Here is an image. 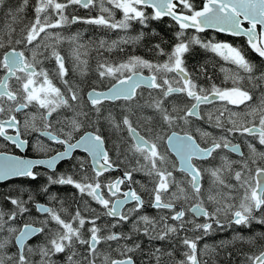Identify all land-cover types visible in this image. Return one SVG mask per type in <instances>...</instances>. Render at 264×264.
Returning a JSON list of instances; mask_svg holds the SVG:
<instances>
[{
  "label": "flooded vegetation",
  "instance_id": "flooded-vegetation-1",
  "mask_svg": "<svg viewBox=\"0 0 264 264\" xmlns=\"http://www.w3.org/2000/svg\"><path fill=\"white\" fill-rule=\"evenodd\" d=\"M54 1L65 8V23L51 26L56 35L51 40L35 41L44 47L37 49L33 42L25 43L24 33L32 23L17 39L8 37L7 16L15 13L19 3L18 9L23 4L21 12H26L29 2L0 0V84L8 76L9 92V95H0V152L33 160L66 155L55 165L36 164L32 174L0 183L5 185L26 178L35 181L30 184L34 188L28 198L32 208L28 201L9 197L0 205L3 235H9L4 242L2 261L40 264L45 258L47 264H52L56 245L52 246L51 242L56 235L70 233L76 235L69 243L71 249H67L65 242L61 251L64 255L73 253L75 241L84 236L89 244V252L82 259L85 262L91 253L100 256L97 259L100 264H113L128 257L135 264H195V259L198 264H214L210 258L212 244L207 247L208 234L213 240L228 230L231 235L227 237L232 242L246 240L244 236L249 232L257 235L251 242L254 248L238 250L243 253L240 264H264L260 260L264 253V230L258 229L259 226L264 229V56L251 47L245 35L209 30L224 37V41L212 40L210 45H220L226 53L228 47L236 49L251 66L253 60L259 59V69L239 73L224 71L222 57L210 49L222 69L220 75L208 74L210 79L200 73L192 75L185 66V58L177 68L187 76L178 73L176 68L177 79L172 83L147 68L123 74L117 71L110 76L107 70L122 65V59L148 62L142 56L127 55L126 49L136 44L132 37L136 34L135 22L121 30L104 23V11L95 0H85L87 4L83 0ZM197 1H203V6L191 0H177V11L194 14L206 4L204 0ZM40 2L34 0L32 20L40 14ZM137 6L146 8L138 3ZM114 11L118 16L116 8ZM243 25L251 29V22ZM255 29L264 49V31L259 24ZM184 30L196 31L197 35L203 33L196 29ZM123 32L126 37L121 41ZM7 41L13 43L6 45ZM184 41L189 46L192 44L190 40ZM242 43L247 45L251 58L241 50ZM192 45L200 46L196 42ZM10 51L22 55V59L18 54L9 59L13 68L6 61ZM135 72L154 76L155 86H140L130 99L96 98V93L110 89L121 78ZM142 91H158L165 100L157 106L164 112L160 120L153 119L154 105L149 104L146 136L129 121L121 119L123 103H131ZM214 94L217 98L209 99ZM133 128L150 146L137 145L131 132ZM174 132L192 137L201 149L191 158L201 174L199 189L194 187L193 178L180 169L178 158L169 148L168 138ZM85 136H89L90 142L78 147L77 143ZM97 140L103 141L106 151L103 161L112 168L95 169L91 153L98 150L100 141ZM117 180L121 184L116 188L113 183ZM45 181L46 190L54 191L59 185L58 188L75 193L76 207L63 209L52 193L47 194L46 201L34 199L32 193L39 192ZM131 188L141 196L143 205L139 207L137 200L132 201L124 207L121 217L112 216L110 210L115 200L126 197ZM158 198L162 205L156 204ZM139 220L146 227V235L136 238ZM26 225L38 231L21 249L16 238ZM123 226L133 227L134 238L129 235L133 241L144 238V253L135 247L131 252L134 256L127 252L123 257H115V241ZM68 227L72 231L66 233ZM241 232L244 235H238ZM223 237L220 239L227 238ZM75 258L73 264H80L79 257Z\"/></svg>",
  "mask_w": 264,
  "mask_h": 264
},
{
  "label": "trees",
  "instance_id": "trees-1",
  "mask_svg": "<svg viewBox=\"0 0 264 264\" xmlns=\"http://www.w3.org/2000/svg\"><path fill=\"white\" fill-rule=\"evenodd\" d=\"M11 1L12 0H9V2ZM26 1L29 2L25 8L27 9L26 12H21L23 7H25V5L23 4L18 9V5L20 4L19 3L17 5L15 13L7 16V18L9 19V21L7 22V25H9V29L7 31H10L8 35L10 39H17L15 37H17L18 35H22L23 31H25V28H27V26L31 24L32 18H35V14L32 13V9L34 8V0ZM193 1L196 5L198 4L197 6L199 7L203 6V1L191 0V2ZM145 11L146 17L142 20L137 19V21H135L134 23L136 26V34H134V37L136 38V44L132 46V48L126 47L128 57L134 55L142 56V58L148 60V62L150 61L155 64H161L170 57V55L174 51V48L181 42V40H190V35H196L199 39L205 42H210L212 40L224 41V37L222 35L214 33L213 31L208 30L203 33H198L197 35L195 34L196 31L182 29L175 21H173L169 17L157 18L153 10L150 8L146 7ZM3 23L5 24V22H2V24ZM108 31L109 29H107V33ZM12 43L13 41H7L6 45H11ZM240 46L241 50L251 58L247 45L242 43L240 44ZM131 49L133 51H130ZM184 58L185 66L192 75H197L198 73H200L203 74V76L207 79H210L211 77L208 75L210 73H219V75L221 74L222 69L219 66V61H216V56L212 54L207 47L191 44L188 47V51L186 52ZM258 61L259 59L252 61V67L254 71H257L260 67L259 64L261 63H258ZM122 62L127 63L128 61L127 59H122ZM150 103L154 105L153 110H155L153 112L155 114L153 119L160 120V118H162L161 114H164V112L160 107L157 106L165 103V100L164 96L158 91H155L154 93L148 91L139 92L131 103L126 101L121 107V119H125L133 124L134 127L143 134V136H146V127L150 118L147 112ZM30 184H35V181L26 178L22 181L12 180L5 185H0V205L3 201L7 202V197H9L10 200L28 201L29 207L32 208V205L28 198L30 197L29 192L34 188V186H30ZM23 185H25L26 187H24ZM58 186H56L54 191L46 190L47 182L45 181L42 183L39 189L40 191L32 193L31 196H34V199L46 201L47 194L52 193L56 196V199L60 202V206H62L63 209L76 207V203L74 202V198L76 199L75 193H71L66 188H58ZM138 192L141 193L139 189ZM145 201L147 200L145 199ZM75 211L76 213H78V209H75ZM139 217L140 216H138V219ZM1 224L2 220H0V225ZM126 228L127 227L123 226L120 236L115 241L117 248V250L115 251V257H123L127 252H129L130 255L134 256V253L131 252H133V248L135 247H137V250L143 251V253L145 252L146 243L144 238L143 240L138 238V240L133 241L129 238V235L133 237L132 234L135 235L136 233V238L140 237L141 235H146V227L142 225L139 220L135 228V233H133V227H131V229ZM258 229L264 230L261 226H259ZM230 233L231 232H228V230H226V234L225 232L220 233L219 238L217 237L213 240H211V235L208 234L209 237L207 240L210 242L208 243L207 247H210L212 244L211 248L213 250L211 251L210 258L214 264H240L242 263L241 260L243 253L238 250H241L243 248H254V245H252L251 242L256 238L257 235H251L252 233L249 232V235L244 236L245 239L247 238L246 240L237 239L236 241L234 240L232 242L229 237H227L231 235ZM238 235H244V233L241 232ZM222 236L227 238L222 240L220 239ZM6 238H9V235H0V242L1 240L4 241ZM86 241V237H80L74 243L75 248H81L85 251H88L87 249H89V244H86ZM81 249H78L74 252L76 256L79 257L80 264H83V262L85 261H83L82 259L87 252H82ZM4 257V254L0 251V259Z\"/></svg>",
  "mask_w": 264,
  "mask_h": 264
},
{
  "label": "water",
  "instance_id": "water-1",
  "mask_svg": "<svg viewBox=\"0 0 264 264\" xmlns=\"http://www.w3.org/2000/svg\"><path fill=\"white\" fill-rule=\"evenodd\" d=\"M134 1L141 6L152 8L157 17H170L184 29H196L202 32L213 30L223 34L235 36L245 35L249 38L251 47H253L260 56H264V49L260 46V42L255 35V28L257 24L261 25L264 31V0H204L206 1L205 7L198 10L194 14L177 11V0ZM82 2L87 4L85 0ZM246 21L251 22V29L247 30L243 25ZM17 54L20 56V59H22L20 52L10 51L6 55L7 65H10L13 68V63L9 62V59ZM176 71L181 73L183 76H187L181 68H177ZM7 78L8 76H6L3 83L0 84V95H9L6 86ZM154 81L155 79L152 75L135 72L130 76L121 78L110 89L101 93H96V98L99 100L110 101H114L119 97L130 99L136 95V91L140 86L149 88L154 87ZM212 98H217V95L214 94L209 99ZM131 132L139 147L150 146L146 139L136 129L133 128ZM88 137L89 136H85L81 139L77 143V146L80 147L86 142L89 143L90 140ZM97 141H100L98 144V150H95V153H91L95 169L100 171L104 168H112L107 165V161H103V156H106L103 141ZM168 145L170 150L178 158L180 169L187 172L193 178L194 187L199 189L201 185V174L191 161L194 154L201 150L198 144L192 137L174 132L168 138ZM64 155L65 154L56 155L46 160H33L31 158L21 157L12 153L0 152V183L21 177L23 175L32 174L31 169L36 164H41L43 166H48L50 164L55 165V163L61 160ZM119 184H121V180L115 181L113 186L117 188ZM126 194V197L115 200L113 208L110 210L112 216L121 217L124 207L132 201L137 200L139 202V207L143 205L141 196L136 195L132 188ZM156 204L162 205L159 198L156 201ZM195 208L197 210L200 209L199 206H196ZM37 231L38 229L32 225L24 226L23 230L16 238L19 248L23 249L25 242L30 237H33ZM260 260H264V253L260 256ZM113 264H135V261L133 258L128 257L115 260ZM195 264H198L197 259H195Z\"/></svg>",
  "mask_w": 264,
  "mask_h": 264
},
{
  "label": "rangeland",
  "instance_id": "rangeland-1",
  "mask_svg": "<svg viewBox=\"0 0 264 264\" xmlns=\"http://www.w3.org/2000/svg\"><path fill=\"white\" fill-rule=\"evenodd\" d=\"M68 1L76 2L77 0H68ZM95 1L94 2L105 13L104 14L102 12L105 18L104 23H109L112 26L121 27V30L126 29L128 26H130L129 23L135 22L137 19L142 20L146 17L145 7L144 8L138 7L137 3L134 2V0H95ZM114 8L117 9L118 16L115 15ZM48 10H51L52 13L46 14V11ZM38 12L40 14L36 17L35 20L31 21L32 24L28 27L27 31L24 33V37L26 40L25 43L28 42L29 44V42H33L34 43L33 46L35 48L43 49L44 47L40 46L39 44H35V41H40L42 39L51 40L53 36L56 35V33L51 29V26L65 23V14H64L65 8L58 1L55 2L54 0H41ZM69 22L70 20L67 18L66 23ZM121 34H122V38L120 40L123 41L125 40L126 32H123ZM133 36L134 34H132V37ZM133 39L136 40L135 37H133ZM190 41L192 44L193 42H196L198 43V45L209 48V50L210 49L214 51L216 50V52L222 57V61L220 60V63L221 65H223L224 71H228V72L230 71L231 73L254 71L253 67L250 64H248L244 58H242V56L236 49H231L228 47L227 49L229 52L226 53L224 49L220 47V45L212 46L210 45L211 43L209 41L205 42L199 40V38L196 35H190ZM186 43L187 42H185L184 40H181V42L174 48V51L172 52L170 57L164 63L151 64L146 61L127 62L118 66L119 68L118 67L109 68L107 70V74L112 76L115 75L117 71H121L123 74L125 72H130L132 70L147 68L151 72L159 73L163 77V79H165L166 82L172 83V81L177 79L176 74H174V72L177 67L183 64L184 54L185 52H187V49L189 47V43H187V45ZM81 63H84V60H82ZM161 117L163 118V114H161ZM2 225L3 224L0 225V235H3L4 232L2 231ZM68 231H72L70 227L67 228L66 233H68ZM75 236L76 235H72V234L70 235V233H68L67 235L55 236L54 242L53 241L51 242L52 246L56 245V247L53 250L56 251V253L52 258V264L74 263V258L76 257L75 252L70 253L69 255L66 254L64 255V252H62L61 250L63 249L62 246L63 243L65 242L68 243L67 249H71L69 243L73 242ZM4 242L5 240L4 241L1 240L0 242L1 253H3V250L5 249ZM73 248L74 251L81 249V248H75V245H73ZM81 251L88 252L83 249H81ZM88 254L90 255V258L87 263L84 262L83 264H100V261L97 260L100 257L99 255H95V254L92 255L91 253ZM43 255H47V254H43ZM2 259H0V264H6L5 261H2ZM24 264H28V263H24ZM40 264H47L46 259L42 258Z\"/></svg>",
  "mask_w": 264,
  "mask_h": 264
},
{
  "label": "bare ground",
  "instance_id": "bare-ground-1",
  "mask_svg": "<svg viewBox=\"0 0 264 264\" xmlns=\"http://www.w3.org/2000/svg\"><path fill=\"white\" fill-rule=\"evenodd\" d=\"M75 36V35H74ZM117 124V123H116ZM132 147V146H131ZM128 149V148H127ZM34 197V196H33ZM55 200V199H54ZM7 218V217H6ZM147 221V220H146ZM152 222V221H151ZM135 227V226H134ZM16 229V228H15ZM86 236V235H85ZM162 238V237H161ZM82 244V243H81ZM17 255V254H16ZM77 257V256H76ZM76 259V258H75ZM67 262V261H66ZM75 262V261H74ZM84 263V262H83ZM87 263V262H86ZM21 264V263H20Z\"/></svg>",
  "mask_w": 264,
  "mask_h": 264
}]
</instances>
